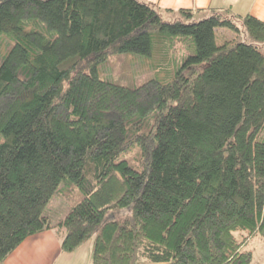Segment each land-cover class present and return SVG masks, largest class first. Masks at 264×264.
Wrapping results in <instances>:
<instances>
[{
  "label": "trees",
  "instance_id": "16d2710c",
  "mask_svg": "<svg viewBox=\"0 0 264 264\" xmlns=\"http://www.w3.org/2000/svg\"><path fill=\"white\" fill-rule=\"evenodd\" d=\"M218 28L253 42L217 45ZM152 31L193 39L184 69L136 87L97 76L110 54L149 56ZM2 47L0 264L53 229L66 253L92 239L90 264L251 263L244 246L264 238L263 21L145 0H0ZM62 181L82 198L52 224Z\"/></svg>",
  "mask_w": 264,
  "mask_h": 264
},
{
  "label": "rangeland",
  "instance_id": "374dc122",
  "mask_svg": "<svg viewBox=\"0 0 264 264\" xmlns=\"http://www.w3.org/2000/svg\"><path fill=\"white\" fill-rule=\"evenodd\" d=\"M164 20L170 21L171 19L165 16ZM229 40L253 42L243 32L236 33L227 28L215 30L217 45ZM2 49L3 47L0 49V54H2ZM194 51L195 44L190 36H172L152 31V47L149 56L132 53L110 54L103 62L96 65V73L102 80L124 87H136L148 80L162 79L168 73H175L183 66L185 60L194 54ZM182 68L184 69V67ZM187 72L189 69L186 70ZM257 140L264 142V127L259 132ZM81 198L82 195L75 185L62 181L47 203L43 215L47 216L52 224H56L64 219ZM54 232L57 234L58 229ZM54 232L52 234L55 238ZM23 248L19 252V257L28 258L30 264H89L92 239L85 242L72 255L66 252H56L52 248L47 250V254L44 255L35 241H26ZM244 249L252 253L253 258L250 264H264V238L259 235L251 238ZM86 255H88V259H85ZM139 264L166 263L141 261Z\"/></svg>",
  "mask_w": 264,
  "mask_h": 264
},
{
  "label": "crops",
  "instance_id": "0c3cea01",
  "mask_svg": "<svg viewBox=\"0 0 264 264\" xmlns=\"http://www.w3.org/2000/svg\"><path fill=\"white\" fill-rule=\"evenodd\" d=\"M149 3L156 5L161 10H170L177 12L180 9H188L193 12L197 10L212 9H227L231 13L239 16L251 15L254 18L264 22V0H145ZM196 15H206V13H198ZM166 17L171 18L170 14H165ZM53 230L44 231L42 233L33 235L27 238L22 244L14 250L4 261L3 264H30L29 259L19 257V252L24 249L26 241H35L43 254H47V250L63 252L60 248V239L63 235L61 230L57 234ZM55 233V238L52 233ZM30 243V242H28ZM56 248V250H55ZM80 249V248H78ZM70 252L69 254L72 255ZM51 253V252H50ZM88 259V255L85 256ZM90 264V259H89Z\"/></svg>",
  "mask_w": 264,
  "mask_h": 264
}]
</instances>
